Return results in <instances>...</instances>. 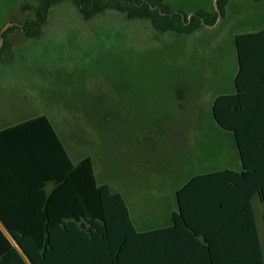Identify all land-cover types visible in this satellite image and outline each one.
<instances>
[{"label":"rangeland","instance_id":"rangeland-1","mask_svg":"<svg viewBox=\"0 0 264 264\" xmlns=\"http://www.w3.org/2000/svg\"><path fill=\"white\" fill-rule=\"evenodd\" d=\"M165 1L187 16L216 9L214 0ZM37 4L0 0V126L46 114L70 156L90 155L98 179L122 193L139 229L165 220L174 173L239 164L211 105L234 91V35L264 26V0H228L224 16L191 33L113 9L85 17L60 0L28 35ZM256 208L259 219L258 198Z\"/></svg>","mask_w":264,"mask_h":264},{"label":"trees","instance_id":"trees-1","mask_svg":"<svg viewBox=\"0 0 264 264\" xmlns=\"http://www.w3.org/2000/svg\"><path fill=\"white\" fill-rule=\"evenodd\" d=\"M57 1L38 0L37 16L25 20L22 29L28 35L38 34L49 7ZM71 1L85 17L113 9L128 18H147L160 32L191 33L204 24H213L218 14L216 9H198L187 16L171 9L165 0ZM227 2L217 0L222 16ZM6 33L2 32V37ZM234 44L238 65L235 89L216 94L211 110L216 123L233 133L241 168L218 172L228 175L226 179L244 190L248 199L257 195L264 207V28L237 33ZM14 133L30 134L31 139L6 141ZM11 145L15 152L8 151ZM30 163L42 164L43 182L54 184L32 227L23 210L26 197L13 191L16 183L22 184L18 178L26 174L24 167ZM202 177L206 175L194 176L188 184ZM34 198L43 199L39 194ZM177 199L181 210L172 213V227L184 222L198 234V223H192L197 219L194 212L182 211L181 189L177 190ZM249 214L253 221L251 206ZM0 222V264H151L144 256H148L153 243V231H136L121 193L108 183L96 182L90 155L76 163L70 160L46 114L0 130ZM256 247L259 249L258 233Z\"/></svg>","mask_w":264,"mask_h":264},{"label":"crops","instance_id":"crops-1","mask_svg":"<svg viewBox=\"0 0 264 264\" xmlns=\"http://www.w3.org/2000/svg\"><path fill=\"white\" fill-rule=\"evenodd\" d=\"M261 28H264V26L244 28L241 32L256 31ZM237 33L240 32H236L235 35ZM237 67L238 65L236 70ZM40 114L3 124L0 126V130ZM29 139H31L30 134L16 135L14 133L10 134L6 141L17 142ZM9 147L8 151L15 152L12 145ZM68 155L73 163L85 156L74 159L69 153ZM92 164L96 182L98 184L108 183L111 186L106 179H98L93 160ZM229 168L240 169V158L239 164L236 166H230L223 162V164H217L195 172L173 174V201L166 205L165 212H167V215L165 220L155 226L139 229L131 219L137 232L153 231V243L148 256H144V259H148L151 264H264V235L262 236L260 230L261 226L264 227L263 204L258 219L256 200L259 197L253 195L251 199H248L244 190L234 187L226 179L228 175L218 172ZM24 171H26V174L18 178V182L22 184L16 183L13 191L26 197L23 210L28 215L26 217L28 225L32 227L37 224V218L40 217L38 213H42L46 205V194L53 188L54 184L53 182H47V180L43 182L42 164L37 166L36 163H30L24 167ZM198 175H206V177L197 179L189 185L188 182L191 178ZM42 183H44V186H42ZM3 187L6 188L7 192L11 190L7 185ZM42 188H44V195H41ZM179 189H181L182 211L185 214L189 210L194 212L197 219L192 223H198V234H193L184 225V222L176 224V228L172 227L174 224L171 218L172 213L181 210V203L177 199V190ZM37 194L43 199L36 200L34 196ZM249 206L253 211V221L249 214ZM0 226L3 227L1 222ZM256 233H258L259 249L256 247ZM138 248H143V245H138ZM136 254L138 255V253Z\"/></svg>","mask_w":264,"mask_h":264},{"label":"water","instance_id":"water-1","mask_svg":"<svg viewBox=\"0 0 264 264\" xmlns=\"http://www.w3.org/2000/svg\"><path fill=\"white\" fill-rule=\"evenodd\" d=\"M214 4H215V7H216V10H217V18H216V21L213 23V24H215L217 21H218V19H219V17H220V15H221V13H220V10H219V8H218V5H217V0H214ZM8 24V23H7ZM6 24V25H7ZM213 24H206V25H208V26H211V25H213ZM6 25H4L2 28H1V30H0V45H1V41H2V31H3V29L5 28V26Z\"/></svg>","mask_w":264,"mask_h":264},{"label":"flooded vegetation","instance_id":"flooded-vegetation-1","mask_svg":"<svg viewBox=\"0 0 264 264\" xmlns=\"http://www.w3.org/2000/svg\"><path fill=\"white\" fill-rule=\"evenodd\" d=\"M2 35V34H1Z\"/></svg>","mask_w":264,"mask_h":264}]
</instances>
